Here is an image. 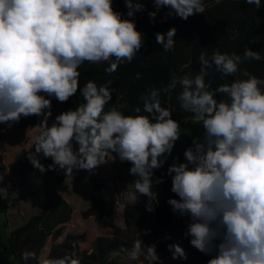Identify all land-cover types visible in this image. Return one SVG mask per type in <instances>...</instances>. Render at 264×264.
<instances>
[{
	"label": "clouds",
	"instance_id": "clouds-1",
	"mask_svg": "<svg viewBox=\"0 0 264 264\" xmlns=\"http://www.w3.org/2000/svg\"><path fill=\"white\" fill-rule=\"evenodd\" d=\"M243 2L262 7L261 0ZM152 3L155 10L148 16L153 23L165 8L163 20L176 16L187 21L206 11L205 0ZM124 4L127 18L114 8V0H0V124L11 128L22 118H39L30 127L35 150L26 158L42 174H94L101 165L127 162L134 177L129 185L138 194L133 204L144 196L146 210L154 212L159 204L154 186L164 182L155 171L173 156L182 135L172 109L162 105L161 93L179 86L180 109L190 113L203 132L184 150L183 161L175 156L168 165L166 175L176 198L167 203L174 214L188 218L184 235L210 257L207 264H264V78L240 67L264 57L251 48L242 55L201 52L198 73L147 89L139 97L142 105L131 113L125 111L126 104L107 107L116 91L110 88L113 81L98 85L88 80L81 87L79 69L85 62L107 63L105 72L112 74L140 52L144 34L134 17L146 8L140 0ZM176 34L174 26L157 32L156 43L165 52L174 50ZM212 68L232 78L230 83L213 89L206 81ZM78 91L83 102L57 114L49 125L52 98L66 103ZM41 156L52 163L45 166ZM156 248L155 243L145 244L139 233L128 258L163 264ZM167 250L173 260H187L179 243L168 244ZM21 259L25 264H81L73 255L38 257L29 250Z\"/></svg>",
	"mask_w": 264,
	"mask_h": 264
},
{
	"label": "trees",
	"instance_id": "trees-1",
	"mask_svg": "<svg viewBox=\"0 0 264 264\" xmlns=\"http://www.w3.org/2000/svg\"><path fill=\"white\" fill-rule=\"evenodd\" d=\"M145 5L146 11L135 14L136 26L144 34V45L131 63H123L112 74L105 72L107 63L90 64L85 62L79 69L81 87L88 80L95 81L98 85L112 80L110 88L115 89L112 93V101L107 107L116 104H126L125 110L131 113L132 108L142 105L139 99L142 93L151 87L160 88L167 86L174 79L186 73H198L200 69L199 56L201 52H207L210 56L214 50L221 53H236L242 55L245 48L260 52L264 57V0L262 7L256 9L254 5H247L243 0H205L206 11L204 14H196L187 21L172 16L163 20L168 9H161L155 23L151 22L148 11H154L152 0H140ZM114 8L125 14L127 8L124 0H114ZM177 28L174 50L165 52L160 44L156 43L155 33L166 32L171 27ZM253 41H255L253 43ZM187 65V67H184ZM250 73L264 78V59L251 60L240 66ZM137 73L140 74L137 79ZM239 75V74H238ZM232 78L222 77L214 68L209 69L206 81L211 83L213 89L218 85L230 83ZM180 91L179 86L175 90H169L167 94L161 93L162 105L172 109L173 118L181 124V137L176 142L173 156L165 165L155 171V177L163 176L164 182L154 186L159 192V204L154 212H148L145 204L147 198L139 196L135 205H127L123 208L124 229H114L108 235L96 237L89 249H84L81 244L87 240L86 232L68 229L72 220L73 208L70 203L57 191V185L63 180V176L56 175L55 171L43 173L42 190L44 195L43 205L37 214L32 215L21 226L12 229L8 234L7 221L4 220L0 227V264H25L21 254L25 250L34 251L37 256L62 257L66 254L79 257L81 264H108L112 253L132 248L133 241L139 237L147 244L179 243L187 254V260L177 259L178 264H207L208 255L199 252L189 243L190 237L184 233L187 230L188 218L174 214L171 206L167 203L169 198H176L170 191L171 178L166 175L167 167L173 163V157L179 156L184 160L183 152L192 145L194 138L202 136L203 129L199 124L192 121L191 114L182 111L176 97ZM223 99V97H218ZM83 98L78 93L66 103H60L52 98V117L60 112L75 108ZM107 110V108H106ZM39 118L32 116L21 119L13 126L24 129L35 126ZM1 125V124H0ZM33 147V152H34ZM1 158V157H0ZM45 166L52 163L50 159L40 157ZM25 166L35 169L25 159ZM130 164L121 163L118 160L113 163L114 176L121 182L130 184L134 179L129 174ZM5 166L0 162V173ZM84 170L79 171L78 173ZM90 181L97 188L102 187L101 181L95 174H89ZM154 177V178H155ZM137 194V193H136ZM34 193H24L16 198L10 194L3 195L0 189V217H6L10 205L23 201ZM138 196V194H137ZM155 203V202H154ZM116 214L114 201L103 196H93L86 209L81 212L83 219L90 217L96 221L111 218ZM145 229L150 230L144 235ZM170 236L171 239H165ZM27 264H37L29 260Z\"/></svg>",
	"mask_w": 264,
	"mask_h": 264
},
{
	"label": "rangeland",
	"instance_id": "rangeland-1",
	"mask_svg": "<svg viewBox=\"0 0 264 264\" xmlns=\"http://www.w3.org/2000/svg\"><path fill=\"white\" fill-rule=\"evenodd\" d=\"M29 150L30 145L27 143L21 145L19 151H9L5 156V170L0 173V189L3 195L9 193L11 198H16L24 193H34L33 196L15 203V206L11 204L7 216L0 217V227L2 221H7V234L12 229L25 223L32 215L37 214L42 204V196L39 190L43 174L27 168L23 162L24 154ZM111 166L112 163L101 165L96 169L97 172H94L95 176L102 183L101 188H97L90 181L87 171L67 177L62 171L56 172L57 175H61L64 178L58 186V191L76 210L73 222L68 225V229L86 232L87 240L81 244V247L84 249H89L96 237L108 235L114 229H124L123 208L127 205H132L134 202L133 198L138 197L131 186L127 184L122 185L121 181L114 176L111 172ZM97 189H100V193H96L98 196H103L114 201L116 214L111 218H105L101 221H96L92 217L83 219L81 212L87 208L91 196L94 195L93 191H97ZM141 239L143 240V238ZM144 243L147 244L145 241ZM156 246L157 253L163 264H178L176 260L171 258V253L165 245L158 244ZM129 250L112 253L108 264H147L143 260V257L139 261H131L128 258Z\"/></svg>",
	"mask_w": 264,
	"mask_h": 264
},
{
	"label": "crops",
	"instance_id": "crops-1",
	"mask_svg": "<svg viewBox=\"0 0 264 264\" xmlns=\"http://www.w3.org/2000/svg\"><path fill=\"white\" fill-rule=\"evenodd\" d=\"M49 122H50V125H51V123L53 122V120L50 118L49 119ZM30 127H32V126H30ZM30 127H27V128H24V129H19V128L15 127V126H12L11 128H8V126L5 125V124H1L0 125V157H1L0 158V162L1 163H3V164L5 163V156H6L7 153H9V151H13V152L15 150L19 151L20 146L23 145V144L25 145L27 143L30 145V148H31L32 143H33L32 137H33V135L35 133H34V131ZM32 150H33V148H31L29 151H32ZM28 152H26L24 154V158H23V162L24 163H25V159L27 157ZM56 172L57 171H55V174H56ZM95 172H97V171L95 170ZM111 172L113 173V163H112V166H111ZM84 174H86V173H84ZM42 182H43V176H42L41 186H40V190H39L40 191L39 193H41V196H42V204L40 205L39 210L42 207L43 201H44V195H43V190H42ZM121 184L122 185H126L127 183L121 182ZM127 185H129V184H127ZM58 186L59 185H57V191H58ZM129 186H131V185H129ZM99 190L100 189H97V191L94 190L93 191V193H94L93 196H98V194H96V193H100ZM93 196H91V198ZM138 201H139V199H138ZM138 201L136 203L132 204V205L137 204ZM70 205H71V203H70ZM72 208H73V214H72V220H71V222H73V218H74L75 213H76L75 208L73 206H72Z\"/></svg>",
	"mask_w": 264,
	"mask_h": 264
}]
</instances>
